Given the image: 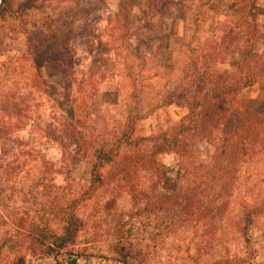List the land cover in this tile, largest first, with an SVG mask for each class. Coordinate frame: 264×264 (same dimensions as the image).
I'll return each mask as SVG.
<instances>
[{
  "label": "rangeland",
  "instance_id": "1",
  "mask_svg": "<svg viewBox=\"0 0 264 264\" xmlns=\"http://www.w3.org/2000/svg\"><path fill=\"white\" fill-rule=\"evenodd\" d=\"M235 3L248 7L230 20ZM8 4L0 15V125L14 123L6 103L28 107L26 128L12 138L34 153L21 166L0 161V264H264V148L225 176L232 187L221 199L208 190L217 178L209 172L216 152L193 136L182 142L198 173L185 175L191 166L172 151L157 158V169L130 147L102 168L94 190L90 176L91 150L110 148L129 116L133 140L171 136L187 115L190 81L198 84L208 70L236 76L238 56L222 52L225 33L242 14L264 28V0ZM213 48L221 55L208 63ZM82 81L89 82L86 158L63 163L42 131L62 114L57 102L79 96ZM239 104L219 101L225 111ZM186 179L207 184L193 211L178 194ZM69 222L78 230L73 243L46 255Z\"/></svg>",
  "mask_w": 264,
  "mask_h": 264
},
{
  "label": "trees",
  "instance_id": "2",
  "mask_svg": "<svg viewBox=\"0 0 264 264\" xmlns=\"http://www.w3.org/2000/svg\"><path fill=\"white\" fill-rule=\"evenodd\" d=\"M9 1L1 0L0 15L9 9ZM247 7L248 5L245 3H235L231 14H228L227 17L232 20L231 17L240 14ZM259 33L260 27L249 22L245 14H242L231 25L225 33L222 52L224 50L227 55L234 53L238 56L237 75H215L214 73L210 74L208 70L203 72L198 84L190 81L191 86L187 88L186 92L189 95L186 103L187 115L178 123L177 127L172 129L171 136L167 132H162L156 136L133 140L132 126L134 120L129 116L127 126L110 148L101 146L91 150V189L94 190L101 183L100 172L102 168L112 164L119 157L123 148H136L138 152H141L144 160L156 164L157 169H162L157 158L172 151L183 164L186 163L185 167L191 166V169L183 170L185 175L191 172L198 173L199 166L189 160V155L184 150L182 142V139L193 136L212 145L216 152L209 172L215 174L219 179L215 178V185L208 190L213 192L215 199L228 196L232 182L227 181L225 176L233 173L239 164L254 159L264 148V115L254 112L244 104H239L231 110L225 111L220 108L219 101L226 98L235 103L243 89L258 83V70L260 65L264 63V58L260 57L255 50ZM212 52H214L211 53L212 56L209 55L210 58L206 59L208 63L214 56L221 55L215 48L212 49ZM201 59H205V57H200L199 60ZM88 80L91 81V76L88 77ZM83 83L82 81L79 96L78 93L76 96L70 93L66 98V105L63 101L57 102V109L62 114L50 117L51 122H47L42 131V136L48 142L59 147L63 163H75L86 158V134L82 130L87 120L86 110L89 100L88 93L84 92V89L89 86V82H87V87ZM171 103V101L168 102V105ZM6 107L9 111L8 117L14 123L8 122L0 125V161L11 159L13 162L10 165L21 166L22 161L33 157L34 151L27 144L14 140L12 135L14 132L26 128L30 118H26L24 112L28 107L21 109L13 102L6 103ZM32 125H36L38 129L40 126L39 118L33 120ZM132 160V158H128L127 162H132ZM161 175L165 176V173L162 172ZM205 185L207 186V184L197 185L186 179L178 186V194L185 203L184 208L187 207L193 211L195 198L203 191ZM190 215L188 216L190 217ZM246 219L247 223H250V218L247 217ZM77 231L76 225L69 222L64 228L63 236L53 237L50 244L45 247L46 255H58L68 248L73 243ZM69 261L68 264H73L71 261L75 260Z\"/></svg>",
  "mask_w": 264,
  "mask_h": 264
},
{
  "label": "crops",
  "instance_id": "3",
  "mask_svg": "<svg viewBox=\"0 0 264 264\" xmlns=\"http://www.w3.org/2000/svg\"><path fill=\"white\" fill-rule=\"evenodd\" d=\"M259 23L258 21L254 20L251 23ZM260 33L258 36V41L255 47L256 52L262 58H264V46L261 49H257V45L259 41H264V28H260ZM238 73V64H237V71ZM237 101L239 103H243L249 109L253 110L258 114H264V63H262L258 70V83L252 87L245 88L241 91L238 96ZM71 263H76L75 261H71Z\"/></svg>",
  "mask_w": 264,
  "mask_h": 264
}]
</instances>
